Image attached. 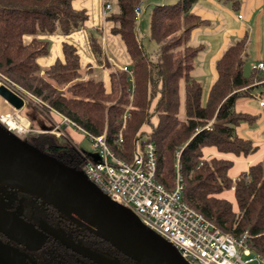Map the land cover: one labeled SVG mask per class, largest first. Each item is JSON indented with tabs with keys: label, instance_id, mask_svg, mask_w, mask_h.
I'll list each match as a JSON object with an SVG mask.
<instances>
[{
	"label": "trees",
	"instance_id": "trees-1",
	"mask_svg": "<svg viewBox=\"0 0 264 264\" xmlns=\"http://www.w3.org/2000/svg\"><path fill=\"white\" fill-rule=\"evenodd\" d=\"M73 1L0 0V76L12 84L13 87L7 83L12 89L35 99L40 112L54 111L87 135L104 134L110 149L121 159L130 160L138 143H152L157 157L156 180L167 189L172 188L177 159L184 183L183 201L222 232L235 238L246 233L247 247L264 258L263 166L251 165L231 179V161L205 159L202 154L205 147L245 157L256 152L252 142L239 137L235 130L239 123L253 120L235 112V100L264 82V69L244 74L246 39L229 46L218 58L216 80L203 99L201 84L191 76L202 47L188 45L191 30L203 24L191 12L198 0L152 7L149 39L156 44L154 55L146 54L137 40L133 10L144 0H104V4L111 5L105 16L110 33L119 36L131 61L134 89L130 98L127 75L110 69L93 34L89 36V46L96 64L109 69V92L101 80L92 77L90 66L84 74L81 72L79 56L72 45L62 44V60L45 69L38 65V59L48 51L45 36L69 35L83 29L86 11L75 9ZM220 1L230 3L233 9L240 2ZM26 37H30L28 43ZM120 131L123 144L117 147L114 140ZM27 142L81 169L82 158L70 142L49 133L31 135ZM230 190L236 210L221 197ZM43 204L57 215L51 206ZM59 254L64 258L65 249L60 248Z\"/></svg>",
	"mask_w": 264,
	"mask_h": 264
},
{
	"label": "crops",
	"instance_id": "crops-1",
	"mask_svg": "<svg viewBox=\"0 0 264 264\" xmlns=\"http://www.w3.org/2000/svg\"><path fill=\"white\" fill-rule=\"evenodd\" d=\"M158 1L152 0L155 4ZM165 1L161 0V2ZM72 6L75 9L86 11L87 21L83 29L76 30L69 35L53 34L45 36L44 39L49 42L48 51L45 56L38 59V65L41 69H45L55 61L62 60L61 49L64 43L75 47L76 52L77 44L82 45L85 49L84 55L77 52L81 72L84 74L86 68L90 66L92 68L91 75L99 77L106 91L109 92V69L96 64L89 46V36L91 34H100L102 36L103 33L102 40L105 41L106 46L102 49L107 62H110L109 65L114 64L119 67L130 66V58L127 53V56L124 54L122 49L124 48L125 50V47L119 36H113L110 33V25L105 21L107 11L104 10V0H74ZM191 12L203 21L202 25L191 30L188 38L189 46L202 47L195 58L191 76L201 84L203 99L206 98L208 90L216 80V61L235 42L244 38L246 39L244 74H248L254 66L264 62V0H240L236 9H233L230 3L220 0H198L192 5ZM141 14L142 11L139 16ZM239 16L240 18H238ZM137 40L142 46V39L138 38V35ZM29 41L30 37H26L25 42L28 43ZM106 48L117 59L109 56ZM246 64H248L247 72H245ZM111 65L110 69L112 70ZM84 77L87 78L88 74ZM254 88H259L260 92L252 93L251 91L249 95L237 98L234 103V110L237 113L246 114L253 118L250 123H239L235 130L239 137L252 142L253 146L256 147V152L245 157L242 155L235 156L218 153L214 147H205L202 150L205 159L217 158L231 161L232 167L228 171V176L231 179H234L242 172H246L249 166L257 163H260L264 169V106L259 105L260 99H264V82ZM36 106L35 99L27 98L23 100L22 107L17 110L11 107L0 96V116L6 113L17 112L29 125L30 130H51L52 124L60 121V115L54 111H50L47 117ZM68 127L69 125L62 128L64 133L66 129L69 130ZM143 130L148 132L147 127H144ZM66 135L68 136V134ZM0 187L1 189H5L3 186ZM221 197L228 200L235 210L236 204L233 190L222 193ZM0 228L8 232L11 238H18L24 241L26 240L24 235H26L28 241H34L35 239L32 234L33 230L30 227H26L24 222L7 219L1 212Z\"/></svg>",
	"mask_w": 264,
	"mask_h": 264
},
{
	"label": "built area",
	"instance_id": "built-area-1",
	"mask_svg": "<svg viewBox=\"0 0 264 264\" xmlns=\"http://www.w3.org/2000/svg\"><path fill=\"white\" fill-rule=\"evenodd\" d=\"M142 5L143 1L134 8L135 18L139 17ZM104 10L110 11L111 5L104 4ZM111 66L113 72L127 75L131 85L129 96L132 98V70L129 66ZM253 69L263 70L264 65L259 63ZM0 85L25 99L5 81L0 82ZM259 105L264 106V99H260ZM126 117L125 112L122 127ZM0 123L22 139L32 133H49L60 139L65 137L62 128L74 125L60 116V121L54 122L51 130L34 131L17 112L1 115ZM85 135L91 142L93 156L76 149L83 161L80 170L86 178L110 201L128 209L145 228L171 244L188 264H264V258L252 253L247 247L246 233L235 238L222 232L183 201L184 183L177 159L172 188L167 189L156 180L157 157L152 143L147 142L142 146L138 143L132 158L124 160L110 149L104 134ZM122 144L120 131L114 145L120 147Z\"/></svg>",
	"mask_w": 264,
	"mask_h": 264
},
{
	"label": "water",
	"instance_id": "water-1",
	"mask_svg": "<svg viewBox=\"0 0 264 264\" xmlns=\"http://www.w3.org/2000/svg\"><path fill=\"white\" fill-rule=\"evenodd\" d=\"M0 96L14 109L23 99L4 85ZM0 186H10L40 199L74 225L101 238L133 264H188L177 250L145 228L126 208L110 201L75 167L65 165L22 139L0 123ZM61 245L89 257L65 237Z\"/></svg>",
	"mask_w": 264,
	"mask_h": 264
},
{
	"label": "flooded vegetation",
	"instance_id": "flooded-vegetation-1",
	"mask_svg": "<svg viewBox=\"0 0 264 264\" xmlns=\"http://www.w3.org/2000/svg\"><path fill=\"white\" fill-rule=\"evenodd\" d=\"M67 166L74 167L69 163ZM2 190L0 187V200L3 196ZM15 192L17 193L15 201L21 200L23 212L16 213L14 208L1 205L0 212L7 219L24 222L26 227L34 231L32 234L35 239L28 241L26 235L24 241L11 238L8 232L0 228V264H98L91 258L75 253L58 243L53 233L72 241L88 256L98 258L100 264H133L110 244L74 225L55 209L57 215L33 197ZM50 245L53 248L49 249ZM60 248L65 249L64 258L59 254Z\"/></svg>",
	"mask_w": 264,
	"mask_h": 264
},
{
	"label": "rangeland",
	"instance_id": "rangeland-1",
	"mask_svg": "<svg viewBox=\"0 0 264 264\" xmlns=\"http://www.w3.org/2000/svg\"><path fill=\"white\" fill-rule=\"evenodd\" d=\"M177 1L178 0H166L165 2H161V0H159L158 2H156V4L154 2H152V0H144L143 1V5L141 7L142 14H141V16L136 18V26H137L138 38L142 39V47H143V50L145 51L146 54L154 55V53L156 51V44L149 39V15H150L152 7L156 6V5L157 6L158 5H170V4L176 3ZM160 3H163V4H160ZM95 36L99 40L102 48L105 47L106 46L105 41L102 40L103 33H102V36L100 34H96ZM76 48H77V52L79 54L84 55V53H85L84 50L85 49H84V47L82 45L77 44ZM122 50H123L124 54L126 55V52H125L124 48ZM106 52H107V54L109 56L114 57L115 59H117L116 56L112 55L110 50L107 51V48H106ZM127 66H129V65H127ZM247 71H248V64H246V66H245V72H247ZM92 77L95 78V79L100 80V78L97 77L96 75H92ZM2 81H4V78L2 76H0V82H2ZM7 83L11 87H13L12 84H10L9 82H7ZM14 89L17 90L16 88H14ZM258 89L259 88H253L251 91H252V93H259L260 90H258ZM21 95L25 99L30 97L29 94L21 93ZM36 107L38 109H41L38 106H36ZM42 110L43 111H41V112L43 114H46L47 117H48V112H45L44 109H42ZM182 116H183V114H182ZM68 128H69V130L68 129L65 130V133L68 134V136L64 133L65 137H63V136L62 137L64 139H68V142H70L74 147H76L78 149V151H80V152H82V153H84V154H86L88 156H93V151H92V148H91V142L86 137L85 133L83 131L78 130V128L75 125H69ZM31 135L33 136V135H36V134L32 133ZM31 135H29V136H31ZM63 138H60V140H64ZM57 139H59V138H57ZM5 187L6 188L2 190V195L3 196H2V199L0 200V202H1L0 205L1 206H5V207L10 208V209L14 208V212H16V213L23 212L24 208L22 207L21 200L20 201L19 200L15 201V199H17V193L14 190L10 189L8 186H5ZM235 210H236V207H235Z\"/></svg>",
	"mask_w": 264,
	"mask_h": 264
}]
</instances>
